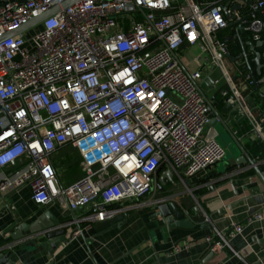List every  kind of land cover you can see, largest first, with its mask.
Instances as JSON below:
<instances>
[{
  "label": "built area",
  "instance_id": "1",
  "mask_svg": "<svg viewBox=\"0 0 264 264\" xmlns=\"http://www.w3.org/2000/svg\"><path fill=\"white\" fill-rule=\"evenodd\" d=\"M67 1L0 0V170L12 168L0 177V196L27 186L38 206L86 210L75 220L84 223L74 229L76 238L96 222L169 202L156 197L161 166L188 190L186 179L225 159L226 149L208 136L203 72L187 69L177 52L201 47L196 60L219 71L205 77L214 86L223 83L222 99L254 120L228 65L229 39L219 34L232 23L244 26L262 43L264 59V0H75L62 7ZM226 3L235 18L225 16ZM237 3L244 12L231 11ZM250 78L247 86L256 85ZM67 146L83 170L71 183L53 161ZM242 231L236 225L231 234ZM228 237L215 229L209 239L241 257ZM184 248L190 244L173 250Z\"/></svg>",
  "mask_w": 264,
  "mask_h": 264
},
{
  "label": "crops",
  "instance_id": "2",
  "mask_svg": "<svg viewBox=\"0 0 264 264\" xmlns=\"http://www.w3.org/2000/svg\"><path fill=\"white\" fill-rule=\"evenodd\" d=\"M231 31L224 30L219 34L222 39L228 37L229 46L234 43L228 65L233 77L238 76L236 83L263 134L254 132V120L237 104L228 113V126L264 176V103L255 100L252 90L257 87L247 86L246 81L247 74H253L250 79L257 82L264 80V59L260 60L261 68L256 61L257 53H261L263 47L251 34H246V30H240L239 24ZM201 52L199 46H183L177 54L187 69L202 70L201 89L212 98L223 83L214 86L211 79L205 77L217 78L219 71L196 60ZM244 61H248L247 72H243ZM218 98L221 102L217 109L221 112L226 102L220 93ZM224 133V129L219 130V134ZM240 156L236 150L230 159ZM53 161L65 183L77 180L83 173L80 156L70 146L59 150ZM228 162L229 159H225L189 179L190 191L199 196V199L194 197L195 203L206 217L203 223L191 220L189 226L173 225L164 213H159V206L148 205L125 212L127 219L120 226L99 231L94 223L91 228L84 229L82 235L71 238L75 228L84 227V223L78 225L75 220L83 219L86 210L72 212L59 203L38 206L27 186L10 191L0 196V253L11 252V264H264V180L254 164L233 166ZM11 172V167L4 168L0 170V177ZM169 186L167 183L165 188ZM184 190L186 187L182 184L179 192ZM177 205L183 209L184 218H188L189 213L194 214L179 201ZM259 214L261 216L257 217ZM41 218L53 223L52 231L65 233L51 240L41 239L44 231H32ZM236 225L242 226L243 231L231 234ZM215 229L229 235L230 245L241 257L229 247L215 246V241L209 239ZM27 230L32 233L24 234ZM22 238L29 239L4 250L5 246ZM178 243L190 244V248L173 250Z\"/></svg>",
  "mask_w": 264,
  "mask_h": 264
},
{
  "label": "water",
  "instance_id": "3",
  "mask_svg": "<svg viewBox=\"0 0 264 264\" xmlns=\"http://www.w3.org/2000/svg\"><path fill=\"white\" fill-rule=\"evenodd\" d=\"M74 1L75 0H69V1L65 2L62 5V7L65 8V7L69 6L70 4H72ZM253 1L254 0H247V3L251 4V3H253ZM229 6H230V4L226 3L224 13H225V16L227 18L233 19V18H235V16L229 14V12H228ZM59 9H60L59 7L54 8V9L46 12L45 14L34 18L28 24H26V25L22 26L20 29H18L16 32H22V31L27 30L29 27H31L35 24H38L43 19L54 14ZM235 9L241 10L242 5L239 3L234 4L233 7H231V11H234ZM239 29L244 30V26L239 25ZM261 44H262L261 42L258 43L259 46ZM229 56H230V54H229ZM260 60H261V53L259 52V53H257V58H256V61L258 62L259 68H261L263 66L262 63L260 62ZM247 63H248V61H247ZM251 76L254 77L253 74H251ZM237 77H235L234 80H236ZM263 83H264V80L256 82V87L260 91L261 97L264 100V94L261 92V87H262ZM221 90H222V88H219L212 98H208L203 93L205 99L207 100V102L209 104L210 121L208 123V127L210 130H209L208 136L217 138L219 135V130L224 129V131H226V134L224 133L222 135L224 137H226V139L228 141L229 148H230V151L228 152V155H227V159H229L228 163L232 164L233 166L241 165V164H245V163L254 164L255 170L257 171L259 176L264 180V176H263L262 172L260 171L259 167L256 166L255 161L246 152V150L243 148L241 142L234 136L233 132L231 131V129L228 126V119H229L228 113L231 111L232 108L236 107V103H225L221 112H219L217 109L218 104L221 102L220 99L218 98V95H219ZM259 120H260V118H258V121ZM254 132L256 133V130H254ZM236 150H238L240 152L241 156L238 159L237 158L235 159L233 157L230 159V155L232 153L234 154V152L236 153ZM157 176H158V183H157L158 192L156 194V197L169 196L172 198V199H170L169 202L161 204L158 207L159 213H164V215L166 217H168L167 218L168 222L172 223L175 226L176 225L177 226H189L191 223V220L194 222H199V223H203L206 221V217L203 214L202 210L195 203V198L199 199V196L193 194L192 191H190L191 183H190L189 179L185 180L188 190H186L185 192H179V189H180L182 184L177 182L172 171L167 170V169L164 170V166H161L160 170L157 172ZM167 183L170 184L169 188H165ZM177 199L180 203H182L186 207V209L192 210L194 212V214L189 213V217L184 218L183 209L177 205V202H178ZM126 219H127L126 214L121 213V214L116 215L113 218L107 219L106 221L96 222V229L99 231H104L106 229L113 228L115 226H120L123 222L126 221ZM23 227L20 230H23ZM52 227H53V223H48L45 221V219L41 218L32 227V231H38V230L44 231V233L41 234L40 238L41 239L46 238L47 240H51V239L55 238L56 236H58V235L60 236L63 233H65L64 231H59V232L58 231H56V232L52 231ZM30 233H32L31 230H27V233H24V234H30ZM10 257H11V252L0 253V264H11L10 263Z\"/></svg>",
  "mask_w": 264,
  "mask_h": 264
},
{
  "label": "trees",
  "instance_id": "4",
  "mask_svg": "<svg viewBox=\"0 0 264 264\" xmlns=\"http://www.w3.org/2000/svg\"><path fill=\"white\" fill-rule=\"evenodd\" d=\"M211 1H216V0H196V2L198 3V4H206V3H208V2H211ZM217 1H220V0H217ZM224 1H227V0H224ZM242 11L244 12V9H242ZM236 26H238V24H236V23H232L231 25H230V27L228 28V29H226L227 31L228 30H232L231 31V33L233 32V29L235 28L236 29ZM225 30V31H226ZM246 34H250V32H248V31H246L245 32ZM233 46H234V43H230V48H232L233 49ZM262 85H264V83L262 84ZM256 86V85H255ZM255 88V87H254ZM252 94H253V96L255 97V100L256 101H258V102H260V103H264V100H263V98L261 97V94H260V91L257 89V88H255V89H253L252 90ZM251 94V95H252Z\"/></svg>",
  "mask_w": 264,
  "mask_h": 264
},
{
  "label": "rangeland",
  "instance_id": "5",
  "mask_svg": "<svg viewBox=\"0 0 264 264\" xmlns=\"http://www.w3.org/2000/svg\"><path fill=\"white\" fill-rule=\"evenodd\" d=\"M216 139L226 149L225 159H227V155H228V152L230 151V148H229L228 141H227L226 137H224L222 134H219Z\"/></svg>",
  "mask_w": 264,
  "mask_h": 264
},
{
  "label": "flooded vegetation",
  "instance_id": "6",
  "mask_svg": "<svg viewBox=\"0 0 264 264\" xmlns=\"http://www.w3.org/2000/svg\"><path fill=\"white\" fill-rule=\"evenodd\" d=\"M159 170H160V168L158 169V171H159ZM158 171H157V172H158Z\"/></svg>",
  "mask_w": 264,
  "mask_h": 264
}]
</instances>
